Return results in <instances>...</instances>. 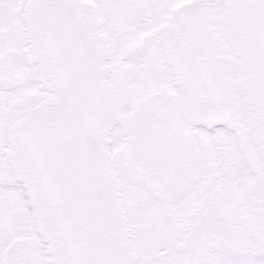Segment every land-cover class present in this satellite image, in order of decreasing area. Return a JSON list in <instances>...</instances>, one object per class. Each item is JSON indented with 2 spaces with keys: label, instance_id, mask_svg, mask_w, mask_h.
I'll list each match as a JSON object with an SVG mask.
<instances>
[{
  "label": "snow or ice",
  "instance_id": "1",
  "mask_svg": "<svg viewBox=\"0 0 264 264\" xmlns=\"http://www.w3.org/2000/svg\"><path fill=\"white\" fill-rule=\"evenodd\" d=\"M0 264H264V0H0Z\"/></svg>",
  "mask_w": 264,
  "mask_h": 264
}]
</instances>
